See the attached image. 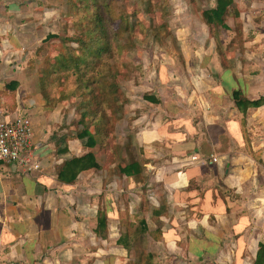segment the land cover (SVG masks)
I'll return each mask as SVG.
<instances>
[{"label": "crops", "instance_id": "1", "mask_svg": "<svg viewBox=\"0 0 264 264\" xmlns=\"http://www.w3.org/2000/svg\"><path fill=\"white\" fill-rule=\"evenodd\" d=\"M257 2L264 5L263 0ZM18 32H23L21 27ZM11 40V49L0 44V109L29 115L32 148L40 167L23 173L0 161V264H86L90 255L84 235L89 231L90 237L98 238L96 215L106 197L115 214L113 220L108 213L106 230L117 225L122 232L131 225L129 217L140 216L138 223L147 227L150 243L163 257L180 261L186 257L187 264L208 256L222 264L253 263L259 242H264V101L242 113L232 91L240 90L249 99H264L263 59L247 67L242 59L225 66L214 57L216 66L209 72L212 78H221L220 85L227 89L226 97L218 98L220 105L215 106L217 118L225 121L219 130L224 144L208 145L199 133L192 136L193 132L178 133L182 138L169 142L167 126L160 130L156 119L153 128L136 133L135 147L115 151L99 144L87 147L85 139L69 136L70 127L60 128L68 120L67 103L46 104L35 70L18 64L28 57L27 45L17 36ZM242 53L264 55V49ZM14 82L17 85L11 90ZM147 95L158 100L151 102L142 96L149 106L160 104V98ZM207 113L214 118L216 111L212 108ZM136 120L127 116L125 126L132 128ZM87 152L94 154L97 168L80 171L73 183L58 180L57 169L64 160ZM193 155L206 160L192 159ZM132 161L141 166L137 174L121 173L119 167ZM248 163L263 170L255 195L245 200L237 169ZM119 196H124L126 205L114 203ZM122 209L127 217H122ZM117 238L114 245L124 251ZM93 241L89 253L97 254L103 239ZM91 263L96 264V259Z\"/></svg>", "mask_w": 264, "mask_h": 264}, {"label": "rangeland", "instance_id": "2", "mask_svg": "<svg viewBox=\"0 0 264 264\" xmlns=\"http://www.w3.org/2000/svg\"><path fill=\"white\" fill-rule=\"evenodd\" d=\"M215 1L0 0V44L8 50L13 44L11 37L20 38L27 45L25 53L28 51V57L22 64H18L35 70L37 78L64 47L75 56L81 54L84 62L93 66L92 70H88L84 63L81 64L80 69L85 71V75L80 78L78 72L70 69L58 74L61 81L68 83L66 88L70 92L66 95L67 104H64L68 120L60 127H70L69 136H74L83 128L80 115L87 104V109L91 108L93 115L97 108L105 116L111 112L112 107L114 112L117 111L113 118L104 116L108 138L101 147H114L115 151L135 147L136 144L132 143L136 133L141 129L153 128L156 119L160 123V130L163 131L161 128L167 126L169 142L181 139L178 133L183 135L193 132L192 136L199 133L202 142L208 145L213 142L224 144L219 130L222 131L225 121L217 118L215 106L220 105L218 98L226 97L227 89L220 85L222 79L212 78V72L209 71L216 66L214 57L225 66L234 65L237 59H242L247 67L253 62L264 60L261 54H239V51L246 49H264V5L258 3V0H234L224 16L228 25L226 29L218 23L207 26L201 16L202 10L213 7ZM96 14L107 21L105 30L94 33L98 36L97 42L108 47L103 53V62L100 59L92 62L89 54L83 55L84 49L79 43L67 40L79 36L80 31L86 32L89 18ZM20 27L23 32L15 33ZM48 35L53 36L47 38ZM87 44L91 47L93 41L87 40ZM215 75L219 77L217 72ZM112 81L120 91L115 94L117 98L112 100L115 106L110 98ZM147 93L160 98L158 107L155 104L149 106L145 102L142 96ZM212 108L216 111L214 118L207 113ZM127 116L137 119L132 128L125 126ZM121 117H126V120L121 122ZM85 123L88 125L90 120L85 119ZM254 124L252 121L251 125ZM250 139L247 141L250 142ZM156 147L159 145L156 144ZM237 170L244 183L246 196L243 199L246 200L249 195H255L253 191L262 178L260 171L263 169L248 163L243 169ZM103 200L98 211H102L106 217L110 213L115 220L114 207L109 208L107 197ZM114 203L126 205L124 196L121 199L119 196ZM121 211L122 217H127L126 210ZM137 217L140 216L129 217L133 223L130 222L131 225L124 227L122 232L117 225L106 230L102 236L98 235V238L90 237L91 232H86L84 236L88 239V247L95 243L93 240L101 243L103 239L97 254L89 253L91 249L87 247L90 256L86 258V264H93V259H96V264H148L147 253L152 255L155 264L188 263L186 257L180 261L161 256L153 242L150 243L147 234L142 233ZM116 237L122 239L127 249L123 251L114 245ZM209 257L191 264H222Z\"/></svg>", "mask_w": 264, "mask_h": 264}, {"label": "trees", "instance_id": "3", "mask_svg": "<svg viewBox=\"0 0 264 264\" xmlns=\"http://www.w3.org/2000/svg\"><path fill=\"white\" fill-rule=\"evenodd\" d=\"M234 0H216V4L214 7L209 9L202 10L201 16L203 18L204 23L207 26H211L214 23H218L222 25V27L228 29V25L225 21V14L228 12L229 8L233 5ZM107 27V21L103 19L100 15L96 14L94 17H90L88 20V30L84 33L80 31V35L76 36L72 39L75 42L79 43L81 47L84 49L82 51L83 55H90V60L92 62L100 59L103 62L104 55L103 53L108 49L104 45H100L97 42L98 36L94 35L95 32H99L100 30H105ZM53 35H48L47 38L52 37ZM88 41H93V46L88 47ZM86 47V48H85ZM103 57V58H101ZM84 63V66H87L86 69L92 70L93 66L89 65L87 62H84L81 54L73 55L69 50L64 47L61 52L56 54V57L52 64L44 69V73L38 77L39 90L45 98V102L47 105H55L57 103H66L68 101L67 94L69 95V90L66 88L68 83L63 82L58 77L59 73H63V71L70 69L74 72H78L77 76L80 78L82 75H85V71L80 69V65ZM15 86L12 87L11 90H14L17 83L14 82ZM112 94L110 96L111 102L113 105V99L117 98L118 95H115L117 90V85L114 81L111 82ZM58 88H62L61 91ZM120 92V91H119ZM118 92V94H119ZM114 94V95H113ZM59 96H64L59 98ZM143 97L145 99L150 100L151 102H158V100L151 95L144 94ZM232 98L236 105V107L242 113H245L246 110L250 107H258L260 106L264 99L260 97L258 99H249L247 98L240 90L232 91ZM117 99L115 100V102ZM114 102V103H115ZM125 103V102H124ZM123 103V104H124ZM115 106V104L113 105ZM85 110L82 111L80 115V120L84 124L83 128L78 131L75 136L81 140L85 139L84 145L87 147H94L99 144L100 146L105 144V141L108 138V132L106 130V122H104L105 113L102 111L98 112V108L95 110L93 115V111L91 108L87 109V104H85ZM123 108V106H122ZM114 108L112 107L111 112L106 114V118L114 117L116 112H114ZM98 112V114H97ZM92 117V118H91ZM85 119H89L90 123L86 125ZM109 140V139H108ZM98 163L96 162L95 156L92 152H87L82 156H72L69 159H66L62 162L60 167L57 169V177L58 180L65 183H73L76 180L77 175L80 171L89 169V168H97ZM120 172L126 175H135L141 169V166L137 162H130L125 164L124 166L119 167ZM106 215L102 211H98L97 213V225L95 228V233L97 235L102 236L106 231ZM142 233L147 232V227L143 224L140 225ZM117 243L121 244L124 248L127 249V245H125L122 239L119 237L117 239ZM148 264H155L152 262V255L147 253ZM252 264H264V242H259L258 250L256 252V257Z\"/></svg>", "mask_w": 264, "mask_h": 264}, {"label": "built area", "instance_id": "4", "mask_svg": "<svg viewBox=\"0 0 264 264\" xmlns=\"http://www.w3.org/2000/svg\"><path fill=\"white\" fill-rule=\"evenodd\" d=\"M31 118L26 113H9L0 109V161L23 173H31L40 167L31 143ZM192 159H206L193 155ZM212 160H216L215 157Z\"/></svg>", "mask_w": 264, "mask_h": 264}]
</instances>
